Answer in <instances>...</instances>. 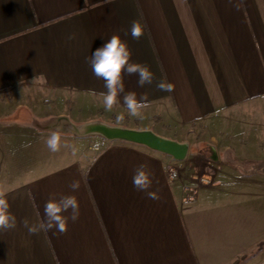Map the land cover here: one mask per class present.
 Here are the masks:
<instances>
[{"label":"crops","instance_id":"0c3cea01","mask_svg":"<svg viewBox=\"0 0 264 264\" xmlns=\"http://www.w3.org/2000/svg\"><path fill=\"white\" fill-rule=\"evenodd\" d=\"M112 35L153 74L143 87L123 74L125 92L144 98L139 117L122 101L104 109V81L86 60ZM162 79L171 92L156 87ZM74 109L107 117L79 124ZM118 115L186 131L249 123L257 135H211L209 156L198 154L206 136L172 138L190 145L172 181L170 156L73 132L121 126ZM140 165L155 199L132 185ZM63 195L76 197L79 218L63 233H29L24 221L44 222V203ZM0 198L16 218L0 227V264H264V0H0Z\"/></svg>","mask_w":264,"mask_h":264},{"label":"clouds","instance_id":"9594fccd","mask_svg":"<svg viewBox=\"0 0 264 264\" xmlns=\"http://www.w3.org/2000/svg\"><path fill=\"white\" fill-rule=\"evenodd\" d=\"M130 34L134 39H138L142 35V25L133 21L130 26ZM69 36V39H73ZM131 51L125 41L119 35H112L100 47L92 51L91 56L86 60L91 68L92 73L103 79L106 91L102 93L104 109L109 111L114 104L122 101L123 106L127 109L128 115L139 117L140 110L145 107L143 97L138 98L133 91L125 92L123 83V74L137 76V83L143 87L145 84L153 82V74L149 68L140 63L131 61ZM156 87L165 92H171L173 85L165 80L156 83ZM116 119L122 120L123 116L118 115ZM62 133L57 130L51 132L45 143L52 152L57 151L61 143ZM150 175L145 170L144 165H140L132 175V185L138 190L145 192L147 197L155 199V193L148 191L150 187ZM70 188L75 191L79 188L78 181H73ZM70 212V216H64L62 213ZM79 205L75 196L63 195L59 199L50 197L43 205L44 222L38 225H29L28 221H24L29 233L38 230L55 229L57 232H65L67 229V221L71 219L73 222L79 218ZM16 218L9 211V203L5 198H0V227L12 228L15 226Z\"/></svg>","mask_w":264,"mask_h":264},{"label":"rangeland","instance_id":"374dc122","mask_svg":"<svg viewBox=\"0 0 264 264\" xmlns=\"http://www.w3.org/2000/svg\"><path fill=\"white\" fill-rule=\"evenodd\" d=\"M10 108L11 106H8L6 107V113L8 114L10 112ZM20 113V112H17V114ZM71 114L73 116V118H76L77 121L79 122V124H82L83 120H87V119H91V118H94L92 116H95L96 118V115L98 117L97 120H103L107 117V115H98V114H93V113H90L89 111L87 110H83V111H78L77 109H74L73 111H71ZM27 115V114H25ZM100 117H103V118H100ZM23 120H29V117L28 116H22L21 117ZM14 121V120H12ZM118 122V121H116ZM120 124H122L121 126L123 127H127V128H131V129H135V130H151L153 131L154 133H156L157 135L161 136V137H164V138H167V139H172V138H178V139H187V138H193L194 136H196L194 139H195V142H197L198 140L200 141V139H203L207 138L206 142L207 143H204L203 145L199 146V151H198V154L200 156H209L210 155V147L211 145H209V141L208 139L210 138L211 135H214L216 136L217 138H221L223 136L228 135V136H232L235 134L236 135H245L246 137H251V136H256L255 135V131L256 129L252 128L249 123H247L248 125H244V126H239V125H233L229 123V121H221V122H218L219 124L217 125H214V123L212 125H210L208 127V131L206 130V128L204 127H199L198 130H179L178 128L174 127L173 125H167L166 123H157L156 121L152 120V119H147V120H144V121H134V120H131V121H127V120H119ZM11 123H14V122H11ZM206 130V131H205ZM219 133H222L221 135ZM95 137V136H93ZM89 138L87 139H84V140H81L83 141V143L86 144V141L88 140ZM194 139H191L192 141ZM234 141V138L232 139ZM198 141V142H199ZM251 146L248 147L247 150L249 151H253V149L251 148ZM245 149V150H246ZM164 157H168L166 155H163ZM170 162L172 163L173 166L179 168V169H182L184 168V161H175V160H170Z\"/></svg>","mask_w":264,"mask_h":264},{"label":"water","instance_id":"95a60500","mask_svg":"<svg viewBox=\"0 0 264 264\" xmlns=\"http://www.w3.org/2000/svg\"><path fill=\"white\" fill-rule=\"evenodd\" d=\"M73 132L79 137L96 135L108 141H120L141 145L152 151L170 156L175 161H185L190 149L188 143H180L161 137L151 130H135L104 122H90L80 127H75ZM212 153V160L217 161L215 152L213 151Z\"/></svg>","mask_w":264,"mask_h":264},{"label":"built area","instance_id":"2783aa9c","mask_svg":"<svg viewBox=\"0 0 264 264\" xmlns=\"http://www.w3.org/2000/svg\"><path fill=\"white\" fill-rule=\"evenodd\" d=\"M167 176L172 181L173 180H177V179L181 178L182 171H181V169H179V168H177V167H175L173 165H170L167 168ZM195 180L200 185H210V184L213 183L212 178L209 175H198V176H195ZM185 190L188 192V190H190V188H186ZM189 196H190V199H193L194 196H195L194 195V191H192Z\"/></svg>","mask_w":264,"mask_h":264}]
</instances>
